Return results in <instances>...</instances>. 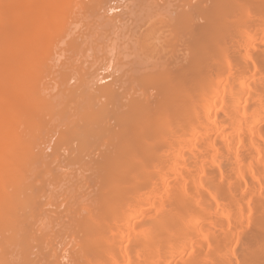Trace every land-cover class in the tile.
Listing matches in <instances>:
<instances>
[{
    "label": "bare ground",
    "instance_id": "1",
    "mask_svg": "<svg viewBox=\"0 0 264 264\" xmlns=\"http://www.w3.org/2000/svg\"><path fill=\"white\" fill-rule=\"evenodd\" d=\"M0 264H264V0H0Z\"/></svg>",
    "mask_w": 264,
    "mask_h": 264
}]
</instances>
